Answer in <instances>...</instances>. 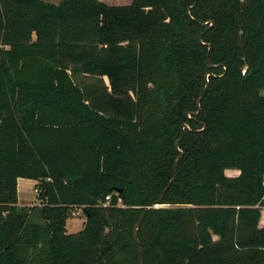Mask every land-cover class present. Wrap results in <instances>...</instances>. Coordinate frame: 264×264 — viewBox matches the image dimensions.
<instances>
[{"label":"trees","instance_id":"1","mask_svg":"<svg viewBox=\"0 0 264 264\" xmlns=\"http://www.w3.org/2000/svg\"><path fill=\"white\" fill-rule=\"evenodd\" d=\"M263 88L264 0H0V264H264Z\"/></svg>","mask_w":264,"mask_h":264},{"label":"rangeland","instance_id":"2","mask_svg":"<svg viewBox=\"0 0 264 264\" xmlns=\"http://www.w3.org/2000/svg\"><path fill=\"white\" fill-rule=\"evenodd\" d=\"M47 2H57L58 0H46ZM108 4H116V5H124L129 4L131 0H102ZM261 94L264 95V88L261 90ZM237 171L235 170H227V175H236ZM36 180L27 179V178H19L18 179V188H19V203H23L24 205H34L38 204L39 201L37 199V190L36 188ZM264 217V213H263ZM33 220H40L38 216H33ZM264 219V218H263ZM85 221V215L83 214L81 209H73L67 219L66 222V230L68 233H74L79 231L83 227V223Z\"/></svg>","mask_w":264,"mask_h":264},{"label":"water","instance_id":"3","mask_svg":"<svg viewBox=\"0 0 264 264\" xmlns=\"http://www.w3.org/2000/svg\"><path fill=\"white\" fill-rule=\"evenodd\" d=\"M194 4H195V2H194ZM188 11H189V9H188ZM209 49H210V45H209ZM207 57H208V61H210V60H209V55H208ZM209 63H210V62H209ZM206 87H207V84H206L205 87H204V90H203V92H202V95H201V96L198 98V100H197L198 110L195 112V114H197V113L199 112V110H200V106H199V104H200V100H201V98L203 97V93H204ZM185 126H186V125H184V127H185ZM179 141H180V139H178V140L175 142V147H176L177 149H178V143H179ZM181 155H182V151H179V155L177 156V158L175 159V162H174V169H175V170H176V168H177V163H178V160H179V158L181 157ZM175 176H176V175H175ZM175 176H174V177H175ZM171 182H172V180L170 181V183H171ZM170 183H169V184H170ZM169 184H168V186H169ZM161 197H162V195H161ZM161 197H160V198H161ZM155 206H157V204H156ZM148 208H149V206L145 208V211H146ZM143 217H144V215H142V216L138 219L137 223L135 224V229H134V239H135L136 244H137V246H138V251H139V254H140V258H141V264H143L142 250H141V247H140V244H139L138 238H137V231H138V229H139V227H140V225H141V223H142Z\"/></svg>","mask_w":264,"mask_h":264},{"label":"crops","instance_id":"4","mask_svg":"<svg viewBox=\"0 0 264 264\" xmlns=\"http://www.w3.org/2000/svg\"><path fill=\"white\" fill-rule=\"evenodd\" d=\"M44 1H46V0H44ZM227 170H235V171H237V173H236V175H238V173H239V171L238 170H236V169H227ZM226 170V171H227ZM236 175H229V176H236ZM19 179V178H18ZM19 188H18V180H17V193H18V195H19ZM18 204L19 205H24L23 203H19V196H18ZM26 205V204H25ZM263 213H264V211H263ZM264 217H263V214H262V216H261V218H260V222H259V224L261 225V224H263L264 223V219H263Z\"/></svg>","mask_w":264,"mask_h":264},{"label":"built area","instance_id":"5","mask_svg":"<svg viewBox=\"0 0 264 264\" xmlns=\"http://www.w3.org/2000/svg\"><path fill=\"white\" fill-rule=\"evenodd\" d=\"M105 198H106V200H108L109 199V196H106ZM157 206H159V205H157Z\"/></svg>","mask_w":264,"mask_h":264}]
</instances>
